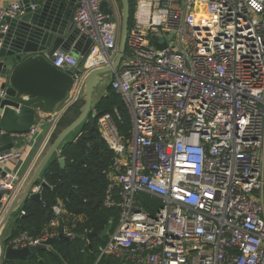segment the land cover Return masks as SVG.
Wrapping results in <instances>:
<instances>
[{"label":"built area","instance_id":"built-area-1","mask_svg":"<svg viewBox=\"0 0 264 264\" xmlns=\"http://www.w3.org/2000/svg\"><path fill=\"white\" fill-rule=\"evenodd\" d=\"M23 2L0 6V19L23 14ZM104 2L112 8L108 0H76V27L92 43L74 95L47 117L54 126L89 73L117 57L121 22ZM51 61L78 65L72 52L56 51ZM113 73L131 131L125 138L115 117L93 106L114 154L104 205L120 212L95 264H264V0H135L127 51ZM22 155L14 147L0 152V191H9L0 222L17 190L16 173L5 167ZM52 213L41 236L22 232L7 245L73 238L65 204Z\"/></svg>","mask_w":264,"mask_h":264},{"label":"water","instance_id":"water-1","mask_svg":"<svg viewBox=\"0 0 264 264\" xmlns=\"http://www.w3.org/2000/svg\"><path fill=\"white\" fill-rule=\"evenodd\" d=\"M24 13L15 18L0 19V152L15 146L18 135L28 133L35 124L36 114H53L62 105H66L75 86L77 67L82 62L92 41L80 34L76 27V0H24ZM36 4L32 8V4ZM107 13L112 8L103 3ZM131 9L129 0H122L121 35L118 54L112 65L91 71L85 81L80 98L84 104L79 116L63 128L57 137L49 143L39 160L32 176L14 198L0 222V264L10 260L27 259L31 254L51 247L56 237L49 238L43 244L25 248H13L4 240V230L13 213L28 200L42 202L40 192L33 188L41 182V176L52 157H59L63 181L71 186L66 171V160L61 157L60 146L71 133L86 123L93 108V93L102 81L103 74L114 71L121 63L126 51L130 28ZM164 47L163 43L159 44ZM56 51L72 52L78 58L77 66L61 69L53 65L51 58ZM97 137L95 127L81 130L75 142L83 146V140ZM0 172L5 175V171ZM45 182H41L42 187ZM8 190L0 191V199ZM94 231L87 234L89 246L92 247ZM83 238V235H75ZM66 239H71L61 235Z\"/></svg>","mask_w":264,"mask_h":264},{"label":"trees","instance_id":"trees-1","mask_svg":"<svg viewBox=\"0 0 264 264\" xmlns=\"http://www.w3.org/2000/svg\"><path fill=\"white\" fill-rule=\"evenodd\" d=\"M132 25L135 10V0H129ZM84 104L82 98L70 104L58 122V127L52 136V141L58 133L72 123L80 114V108ZM95 108L99 113H111L117 122L121 134L125 138L130 137L131 116L128 107L121 95L108 86L107 92L97 101ZM95 127L97 137L83 140V146L75 142V138L81 130ZM61 157L66 160V171L71 186L67 185L61 175L59 157L54 155L47 164L41 179L45 180L42 189V202L31 199L26 200L17 220V228L11 236L27 232L32 236H41L48 226L53 213L52 207L62 201L68 214L65 217L66 224L74 234L83 235V238L74 236L71 239L56 237L51 247L31 254L27 259L10 260L17 264H94V257L100 246L109 238L108 235L115 229L119 210L116 207L107 208L104 205L109 186L108 174L111 171L114 154L102 139L97 118L89 115L86 123L71 133L60 146ZM144 197L150 202L148 195ZM65 224V223H64ZM95 232L92 237V247L89 246L87 234ZM108 260L102 264H107ZM111 263V261H110Z\"/></svg>","mask_w":264,"mask_h":264},{"label":"crops","instance_id":"crops-1","mask_svg":"<svg viewBox=\"0 0 264 264\" xmlns=\"http://www.w3.org/2000/svg\"><path fill=\"white\" fill-rule=\"evenodd\" d=\"M12 2L13 0H0V6H7V5H10ZM113 2H114L113 5L108 3L112 8L113 6L116 7V2L115 1ZM48 115L49 114L37 113L35 117L36 119L35 124L39 123L42 125L39 132L34 137L30 135V131L25 134H20L18 135V139L15 142L14 148L21 150L23 152V155L20 159L16 161L14 160V161L8 162L5 167L7 171L16 173V176H17V179H16V189L17 190H16V193H14L15 196L11 200L10 204L12 203L14 198L17 196V194L21 191V189L24 187V185L28 182V180L32 176L35 168L37 167L39 163V160L41 159L44 152L48 148L49 143L52 141V136L58 127V124L54 126L53 123L48 120L47 118ZM43 122L45 123L43 124ZM21 208L22 206H20L18 210L15 211V213H13V216L9 224L5 228L4 240H8L11 237L13 230L17 228L18 217L20 216V214H23L22 213L23 210H21Z\"/></svg>","mask_w":264,"mask_h":264},{"label":"rangeland","instance_id":"rangeland-1","mask_svg":"<svg viewBox=\"0 0 264 264\" xmlns=\"http://www.w3.org/2000/svg\"><path fill=\"white\" fill-rule=\"evenodd\" d=\"M111 5H113V1L116 2V7L113 6V10L115 12V15L117 18L121 21L122 20V0H108ZM113 71L104 73L102 76V81L99 83V85L95 88L93 93V106L95 107L97 101L107 92L108 86L110 85L112 79H113ZM74 95V91L71 92V96ZM64 107V104L62 105ZM45 128V126H44ZM109 236V235H108ZM99 258V252L97 250L96 257ZM95 260V259H94ZM96 261H94L95 264Z\"/></svg>","mask_w":264,"mask_h":264}]
</instances>
